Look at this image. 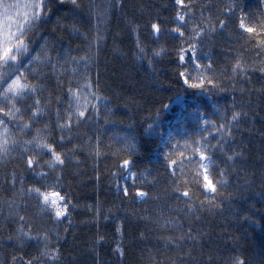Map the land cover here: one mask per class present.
<instances>
[{"label":"trees","instance_id":"trees-1","mask_svg":"<svg viewBox=\"0 0 264 264\" xmlns=\"http://www.w3.org/2000/svg\"><path fill=\"white\" fill-rule=\"evenodd\" d=\"M240 2L249 17L264 13L261 0ZM190 3L194 5L190 19L195 23L201 13L213 19L219 16L228 0ZM174 15V0H120L119 5L115 0H76L75 5L73 0H55L50 6L33 41L37 46L47 43L52 55L63 57L68 49L69 58H79L87 54L89 41L99 37L92 45L90 65L82 62L75 74L90 76L99 99L91 119L74 127L71 134L65 133L77 147L68 152L60 173L62 194L71 204L59 221L40 212L34 200L16 192L21 187L20 176L25 177V189L31 176L18 160L9 157L0 161V264H14L13 257L50 264L41 254L45 244L35 238L37 230L47 236V246L57 250L54 264H225L236 255L243 264H260L264 259V74L259 71L264 53L253 51L245 42L246 34L238 32L234 23L207 34L199 55L204 62L212 58L219 85L207 92L190 88L174 74L178 71L174 45L178 47L179 41L171 37L156 40L149 34L152 20L163 21L168 30ZM187 32L188 28L186 36ZM137 40L147 52L162 48L151 65L147 57L137 58ZM191 55L186 52L187 57ZM237 56L246 64L243 76L239 70L232 72ZM65 67L71 73L76 65ZM37 75L36 82L45 86L44 96L51 95L55 109L57 95L66 99L68 75L60 71L63 88L56 87L58 78L50 65ZM72 86H76L75 77ZM177 97H183V114H196L202 117L200 121L219 125L222 114L226 118L232 110L242 113L239 123L233 124L231 134L222 141L225 152L230 154L234 148L238 155L227 161L214 150L217 173L223 169L224 175L207 199L194 181L189 185L191 199L179 198L164 166L161 152L169 138L165 137L166 130L178 110L173 107L166 112V107ZM43 119L55 129L54 114H45ZM159 119L161 133L146 131ZM200 121L189 123L183 136L190 131L195 136ZM200 126L215 145L217 133L211 125ZM171 136L183 138L177 133ZM126 141L135 145L131 154L136 171L144 173L135 178V185L133 180L125 183L127 196L117 190L116 180L123 176L113 175L119 158L128 154ZM13 172L17 177L15 189L7 182ZM184 179L191 177L186 174ZM134 187L142 188L147 196L136 197ZM14 209L33 229V236L22 243L14 235Z\"/></svg>","mask_w":264,"mask_h":264},{"label":"snow or ice","instance_id":"snow-or-ice-1","mask_svg":"<svg viewBox=\"0 0 264 264\" xmlns=\"http://www.w3.org/2000/svg\"><path fill=\"white\" fill-rule=\"evenodd\" d=\"M53 3L55 0H0V161L9 157L18 160L23 170L31 176L26 189L23 187L25 177L20 176L21 187L16 192L21 197L27 196L34 200L40 212L59 221L66 216L71 204L67 196L62 194L60 173L66 163L68 152L77 147L71 144L69 136L65 133L71 134L74 127L86 119L90 120L92 111L97 108L96 100L99 99L97 93L93 91L90 76L75 74L82 62L86 66L90 65L92 45L99 37H93L89 41L87 54L79 58L75 56L69 58L68 49H65V55L61 57L59 53L50 54L47 43L37 46L32 36L45 22L44 18L47 17L48 9ZM115 3L119 5L120 0H115ZM73 4H76V0H73ZM261 4H264V0H261ZM193 7L190 0L188 2L174 0L175 15L170 21L171 28L166 30L164 22L155 19L149 25V34L156 40L171 37L173 41H179L178 47L174 45L176 47L174 63L175 69H178L174 70V74L184 85L207 92L217 88L219 82L214 74L212 58L208 57L207 62H204L199 55L201 41L207 34L223 31L234 23L238 32L246 34L244 36L246 44L250 45L253 51L264 53V13L249 17L240 0H228L219 16L213 19L201 13L200 20L194 23L190 19L194 16ZM92 10H95L94 6ZM132 31L133 34L136 33L135 25ZM136 47L139 53L137 58L147 57L149 65L153 57L160 56L162 52L161 47H153L151 52H147L141 47L139 40ZM186 52H190L191 57H187ZM205 56L208 54L205 53ZM73 64L76 68L69 73L65 66L71 68ZM49 65L52 73L58 78L57 88L64 87L59 79L61 70L69 77L66 99L63 95H57L55 109L52 107L51 95L47 98L44 96L45 86L36 82L39 79L37 75L39 70ZM231 68L233 74L239 70V74L243 76L246 64L237 56ZM259 71L264 74V61H261ZM74 77L75 87L72 86ZM45 114L55 115L54 130L50 122L43 119ZM241 114L238 110H232L226 118L222 114V122L219 125L213 121H200V125L210 124L211 130L217 133L215 145H211L208 132L200 125L195 129V136L191 131L179 140L169 135L161 155L179 198L191 199L189 185L193 181L203 189L206 199L208 193L216 191L217 185L223 180L224 172L223 169H219L217 173L219 163L214 159L213 153L218 149L227 161H232L238 155L234 148L230 150V154L225 152V144L222 141L231 134L233 124L239 123ZM154 130L155 121L146 131ZM201 132L203 136L200 135ZM126 147L128 154L119 158L118 167L113 169V175L130 177L135 185V178L138 175L142 177L144 173L143 171L138 173L135 169V161L131 154L135 145L126 141ZM186 174L191 179H184ZM7 182L16 188L17 177L14 172L8 175ZM116 184L117 190L127 196L128 187L124 181L117 178ZM134 192L136 197L147 196L140 187H134ZM8 206L12 207V204L9 203ZM188 207L191 209L192 205L189 204ZM14 213L17 216L14 235L22 243L24 239L33 236V229L25 217L19 215L18 209H14ZM248 219L251 222V217ZM188 236L191 238V230ZM35 238L44 242L45 247L41 249V254L49 258L50 264H54L57 250L47 246V236L37 230ZM12 259L14 264H34L32 260L25 261L23 257L19 260L15 257ZM225 264H243V260L236 255L226 259ZM249 264L252 262L249 261ZM260 264H264V259Z\"/></svg>","mask_w":264,"mask_h":264},{"label":"rangeland","instance_id":"rangeland-1","mask_svg":"<svg viewBox=\"0 0 264 264\" xmlns=\"http://www.w3.org/2000/svg\"><path fill=\"white\" fill-rule=\"evenodd\" d=\"M176 107L177 110V117L176 119L172 122L171 126L167 128L166 130V135L165 137H169L170 134L172 133H177L181 136H183L187 130H188V125L189 123H198L200 121V119L202 117H198V115L193 114V113H189L187 115L183 114V112L181 111V108L183 107V97H177L175 98V100L173 101L172 104H170L169 106L166 107V112H170L171 108ZM167 124V123H165ZM161 123H160V119L157 121V123H155V130H157L158 132H162L161 131ZM132 180V178L130 177H124L122 178V181H124V183L126 182H130ZM141 198V197H139Z\"/></svg>","mask_w":264,"mask_h":264}]
</instances>
